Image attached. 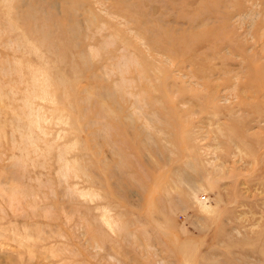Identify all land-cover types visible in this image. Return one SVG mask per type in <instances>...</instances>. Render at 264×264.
Instances as JSON below:
<instances>
[{"label": "rangeland", "instance_id": "rangeland-1", "mask_svg": "<svg viewBox=\"0 0 264 264\" xmlns=\"http://www.w3.org/2000/svg\"><path fill=\"white\" fill-rule=\"evenodd\" d=\"M0 264H264V0H0Z\"/></svg>", "mask_w": 264, "mask_h": 264}]
</instances>
